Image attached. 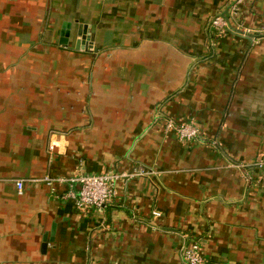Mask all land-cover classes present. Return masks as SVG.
I'll list each match as a JSON object with an SVG mask.
<instances>
[{"label":"crops","instance_id":"1","mask_svg":"<svg viewBox=\"0 0 264 264\" xmlns=\"http://www.w3.org/2000/svg\"><path fill=\"white\" fill-rule=\"evenodd\" d=\"M232 5L0 0V264H264V173L233 165L264 154V0ZM139 168L102 208L43 180Z\"/></svg>","mask_w":264,"mask_h":264},{"label":"built area","instance_id":"2","mask_svg":"<svg viewBox=\"0 0 264 264\" xmlns=\"http://www.w3.org/2000/svg\"><path fill=\"white\" fill-rule=\"evenodd\" d=\"M245 0H233L232 13H237L239 5ZM212 26L215 30L223 32L228 27V23L222 16H217ZM251 29H244L242 34L247 35ZM165 127L168 131L174 130L180 139L193 140L200 136V129L195 121H176L173 118L165 120ZM234 166L245 169L244 177L246 180L252 179L251 170H257L264 173V154L259 155L254 161L249 163H234ZM151 173L146 169L139 168L131 172L103 171L100 174H78L67 178H54L46 176L43 180L48 184L53 181L69 182L71 185L80 184L78 193L71 191V196L75 199L76 207L80 210H86L92 207L102 208L111 202L117 195L116 184L121 179H129ZM19 194L24 192V180L16 181ZM155 216H160L159 211H154ZM183 255L186 264H206L205 257L200 252L198 242H191L183 249Z\"/></svg>","mask_w":264,"mask_h":264},{"label":"water","instance_id":"3","mask_svg":"<svg viewBox=\"0 0 264 264\" xmlns=\"http://www.w3.org/2000/svg\"><path fill=\"white\" fill-rule=\"evenodd\" d=\"M70 26H71L70 22H65L63 25V29H62V33H61V40H60V43L62 45H67V43H68V38L70 35ZM80 36H81V40H80V42H78V45L76 46L77 49L80 48L81 44H83L84 48H87V49H88V47L89 48L92 47V43L88 42L89 38H87V36L85 34H80ZM85 44H89V45H87L85 47ZM46 242H47V239H45V243Z\"/></svg>","mask_w":264,"mask_h":264}]
</instances>
